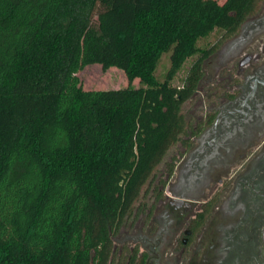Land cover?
Segmentation results:
<instances>
[{"label": "trees", "instance_id": "1", "mask_svg": "<svg viewBox=\"0 0 264 264\" xmlns=\"http://www.w3.org/2000/svg\"><path fill=\"white\" fill-rule=\"evenodd\" d=\"M256 1L0 0V264L116 263L114 235L193 132L182 105L213 52L199 40ZM92 64L141 85L84 90Z\"/></svg>", "mask_w": 264, "mask_h": 264}, {"label": "flooded vegetation", "instance_id": "2", "mask_svg": "<svg viewBox=\"0 0 264 264\" xmlns=\"http://www.w3.org/2000/svg\"><path fill=\"white\" fill-rule=\"evenodd\" d=\"M223 35L193 132L120 229L115 264H264V0Z\"/></svg>", "mask_w": 264, "mask_h": 264}, {"label": "rangeland", "instance_id": "3", "mask_svg": "<svg viewBox=\"0 0 264 264\" xmlns=\"http://www.w3.org/2000/svg\"><path fill=\"white\" fill-rule=\"evenodd\" d=\"M206 1H212L216 3L218 6H223L228 0H206ZM249 0H244V2ZM262 0H257L255 3V6L253 7V10L249 12V15L255 12L256 8L260 7ZM233 14V13H232ZM248 15V16H249ZM225 37L219 33V32H212L210 35H208L205 38H202L199 40L198 44L200 46H206V45H212L213 51H215L219 45L224 41ZM188 64V61H186L185 66ZM169 62L167 56H163L160 62V65L157 69V74L161 76L165 70L168 68ZM184 76V71L180 70L176 76L173 79V83L180 84V79ZM212 76V68L210 65H206L204 67V81L206 83H202L199 90L204 94L205 92L212 90L213 86L211 85L210 77ZM78 77L80 79L81 86L84 90H101V89H111V88H120L125 87L129 84H132L134 86H140L141 82L138 78L134 79L133 81H129L127 79L126 74L117 67H109V68H103L99 64H92L88 65L85 68H83L80 72H78ZM200 97V96H199ZM198 96L187 100L182 105V112L185 115H193L194 113H197V107H198ZM176 153V146L171 148L168 152L167 157L170 155ZM146 186H144L141 190L140 198L135 202V207L139 206L141 202H147L149 199L150 192L146 191ZM135 210V209H134ZM132 218V216H131ZM130 218V219H131ZM124 236V233H119L114 235V259L117 258L118 249L120 243L118 241H115V238L122 239ZM115 243H116V251H115Z\"/></svg>", "mask_w": 264, "mask_h": 264}]
</instances>
